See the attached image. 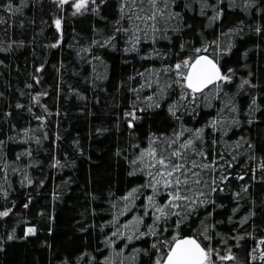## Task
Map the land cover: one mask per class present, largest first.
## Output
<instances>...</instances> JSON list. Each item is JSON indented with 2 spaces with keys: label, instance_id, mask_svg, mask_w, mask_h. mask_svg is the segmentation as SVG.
<instances>
[{
  "label": "trees",
  "instance_id": "16d2710c",
  "mask_svg": "<svg viewBox=\"0 0 264 264\" xmlns=\"http://www.w3.org/2000/svg\"><path fill=\"white\" fill-rule=\"evenodd\" d=\"M6 3L8 0H0V5ZM119 3L107 0L99 15L92 11L73 15V8L67 4L60 8L57 0H12L14 9L19 8L13 12L0 7V141L4 142L0 146V211L11 209L8 216L0 217V264H90L93 257L103 264L104 257L112 253L105 238H111L116 230L110 222L118 215L117 209L124 210L120 197L147 180L141 172L129 175L133 171L131 161L148 146L151 134L170 135L180 127L167 112L168 104L178 100V89L161 102L160 108L147 107L143 97L153 90L140 89L144 78L138 73L160 68L161 59L142 57L156 48L170 54L164 63H174L177 53L190 54L191 47L213 39H218L222 48L231 45V50L220 57L222 70L232 68L235 72L224 89L227 96L221 93V99L216 100L212 93H206L208 100L196 109L197 115L191 110L184 114V106L177 115L183 114V123L189 128L201 127L217 117L225 100H234L238 112L222 114L227 135L209 156L211 159L217 152L224 155L231 167L225 161L220 163L231 175L221 183L223 191L212 193L216 207L202 206L181 228L191 235L207 216L206 223L215 225L209 243L221 255L230 250L236 257L217 264H261L264 11L260 9H264V0H222L219 7L223 15L215 23L209 21L212 9L200 14L199 0H176L174 10L183 15L181 30L169 31L170 40L158 38L156 44L143 41L139 54L123 51L124 34L117 36L115 48L92 44L94 39L102 43L111 35ZM209 3L216 4V0ZM57 18L61 19L59 29ZM257 27L261 28L259 33ZM229 28L240 31L221 36ZM181 43L186 45L183 50ZM241 78L251 84L238 87ZM253 98L260 106L258 111L249 109ZM134 102L144 111L136 112L139 119L133 120L135 126L130 128L128 120L132 117L125 113ZM233 116L238 124H233ZM220 174L226 173L216 172ZM148 194L150 189L142 190L139 198L128 204L132 210L119 216L116 227L143 215ZM144 219L142 230L152 223L151 216ZM174 224L172 218L165 236L170 237ZM33 225L35 235L25 238L26 227ZM10 234L16 238L8 240ZM155 239L146 236L129 242L125 264H151L154 256L141 253L137 261L132 256L136 248L154 251L151 244ZM114 247L123 248L124 244L117 239ZM253 249L255 261L250 255Z\"/></svg>",
  "mask_w": 264,
  "mask_h": 264
},
{
  "label": "snow or ice",
  "instance_id": "6c2138e0",
  "mask_svg": "<svg viewBox=\"0 0 264 264\" xmlns=\"http://www.w3.org/2000/svg\"><path fill=\"white\" fill-rule=\"evenodd\" d=\"M106 3L107 0H99V3L97 0H71V2L70 0H57L58 7L63 8L67 4L73 8L75 10L73 15L88 11L99 15L101 5H106ZM220 3L222 0H216V4L209 3V0H199L200 14L205 15L206 9H212L214 14L209 17V21L215 23L223 15V9L219 7ZM175 5L176 0H120L118 18L113 22L111 35L102 43L94 39L92 44L115 48L117 36L124 34L126 40L123 51L139 54L143 41L150 40L152 44H156L158 38L170 40L168 32L180 31L183 21L182 13L174 10ZM229 6L231 7V5ZM0 7L5 8L8 12L19 11V8L14 9L12 0H8V3L0 5ZM185 7L191 9L190 4H185ZM260 10L264 11V9ZM0 22H3V18H0ZM55 25L57 29L61 27L60 18L55 20ZM184 27L190 26L184 25ZM239 31V28H229L227 32L221 33V36L238 34ZM255 31L259 33L261 28L257 27ZM185 47L186 45L181 43V50ZM210 48L211 52H209ZM230 50L231 45L222 48L218 39H213L207 43L202 42L199 47H191L190 54L177 53L174 63H164V59L170 58V54L161 53L156 48L142 57L144 59L156 56L161 59L160 68L153 67L138 73L144 78L140 89L153 90L150 95L143 97L148 101L147 107L160 108L161 102H166L173 91L178 89V100L168 104L167 112L179 123L180 127L173 129L170 135L167 133L151 134L148 146L131 161L133 171L129 175L141 172L146 175L147 180L144 184L131 188L124 196L120 197L124 203V210L117 209L118 215L114 216L113 221L110 222L116 230L112 232L111 238H105L106 247L111 248L112 253L110 256L104 257L103 264H125L128 257L124 255V251L129 246V242L146 236L156 238L151 244V249L154 251L136 248L133 250V261H137L141 253L150 258L155 257L151 259V264H217V261L236 259L230 250L227 254L221 255L217 248L209 243L212 239L211 230L215 228V225L206 223L207 216L196 230L188 229V231H193L191 235L184 234L181 225H186L190 217L196 214L202 206L212 204L214 208L216 207L212 193H215L217 189L223 191L220 185L228 179L231 173L227 172V168H224L220 163V161H225L224 155L217 152L211 159L209 156L210 152L216 150V146L220 144L223 136L227 135V130L224 129V124L221 122L225 120L222 114L237 113L238 108L233 99H227L218 110L217 117L197 128H189L183 123V114L177 115L181 106H184V114L191 110L193 116L197 115L196 109L201 103L208 100L206 93H212L216 100L221 99V93L227 96L224 89L233 81L235 72L232 68H228L226 72L223 71L220 57ZM94 59H100V57H94ZM246 84L250 85L251 82L241 78L238 87L243 88ZM136 99L140 100V96L137 95ZM189 106L191 107L189 108ZM17 107L22 106L18 104ZM259 108L256 99L253 98L249 109L258 111ZM137 111H144V109L137 108L134 102L132 109L125 113L126 116L132 117L128 120L130 128L135 126L133 120L139 119L136 115ZM37 119H43V117H37ZM232 120L233 124L239 123L235 116L232 117ZM248 122L251 123V120ZM206 129H210V131H206ZM228 130H230V126ZM217 133L220 135L212 138ZM3 143L0 141V146H3ZM249 146L251 147V145ZM25 154L30 156L31 152L25 150ZM17 159H19V155ZM225 162L228 167H231L230 162ZM59 163L57 160L56 164ZM261 167L264 168V164ZM217 171L226 174L216 175ZM27 182L31 184L32 180L28 179ZM149 189L151 194L146 195V203L142 205L143 215H135L120 227H116L119 224V216L132 210L128 208V204L134 203L142 194V190ZM4 195L7 196V192ZM24 207L27 208L28 204H25ZM113 207L117 206L114 204ZM10 211L11 209L0 211V217L8 216ZM233 211L235 212L236 209ZM146 216H151L152 223L147 226L146 230H142ZM172 218H175L174 231L171 232L170 237L165 236L164 234L170 231L168 224ZM36 231L37 228L34 225L26 227L25 238L28 235H35ZM14 238L16 237L11 234L7 237L8 240ZM117 239H120L124 244L123 248L114 247ZM261 244H264V239L261 240ZM0 249H2V245H0ZM255 253L256 249H253L250 254L253 261L257 259ZM259 260L261 264H264V251L260 252ZM93 262L100 264L95 260V257L92 258L90 264Z\"/></svg>",
  "mask_w": 264,
  "mask_h": 264
},
{
  "label": "rangeland",
  "instance_id": "374dc122",
  "mask_svg": "<svg viewBox=\"0 0 264 264\" xmlns=\"http://www.w3.org/2000/svg\"><path fill=\"white\" fill-rule=\"evenodd\" d=\"M71 1V0H70Z\"/></svg>",
  "mask_w": 264,
  "mask_h": 264
}]
</instances>
